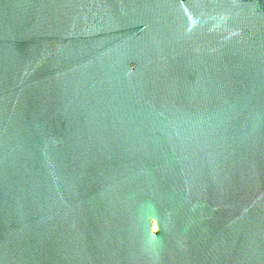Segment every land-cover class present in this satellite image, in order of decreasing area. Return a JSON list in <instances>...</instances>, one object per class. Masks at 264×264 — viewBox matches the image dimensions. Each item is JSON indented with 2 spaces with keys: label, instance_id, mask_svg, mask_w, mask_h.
Segmentation results:
<instances>
[{
  "label": "water",
  "instance_id": "obj_1",
  "mask_svg": "<svg viewBox=\"0 0 264 264\" xmlns=\"http://www.w3.org/2000/svg\"><path fill=\"white\" fill-rule=\"evenodd\" d=\"M0 264H264V0H0Z\"/></svg>",
  "mask_w": 264,
  "mask_h": 264
},
{
  "label": "bare ground",
  "instance_id": "obj_2",
  "mask_svg": "<svg viewBox=\"0 0 264 264\" xmlns=\"http://www.w3.org/2000/svg\"><path fill=\"white\" fill-rule=\"evenodd\" d=\"M153 228L155 229V224L153 225Z\"/></svg>",
  "mask_w": 264,
  "mask_h": 264
}]
</instances>
